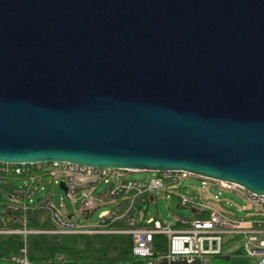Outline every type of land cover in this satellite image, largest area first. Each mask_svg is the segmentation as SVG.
I'll list each match as a JSON object with an SVG mask.
<instances>
[{
  "label": "water",
  "instance_id": "95a60500",
  "mask_svg": "<svg viewBox=\"0 0 264 264\" xmlns=\"http://www.w3.org/2000/svg\"><path fill=\"white\" fill-rule=\"evenodd\" d=\"M0 163L264 195V0H0Z\"/></svg>",
  "mask_w": 264,
  "mask_h": 264
},
{
  "label": "built area",
  "instance_id": "2783aa9c",
  "mask_svg": "<svg viewBox=\"0 0 264 264\" xmlns=\"http://www.w3.org/2000/svg\"><path fill=\"white\" fill-rule=\"evenodd\" d=\"M31 165L40 167L41 164L0 163V172L20 174L29 171ZM44 171L56 179L57 183H60L59 180L64 181L67 186L66 196L72 202L81 198L84 209L75 215L72 212H63L52 203L50 195L45 196L38 205L48 209L55 226V229L50 231L52 233H126L131 236L133 256L146 260L148 264H213L214 259L223 254L227 242H236L247 256L257 259V264H264V195L248 192L238 184L209 179L186 171L154 172L155 175L146 180H136L131 179L129 174L139 171L101 169L71 163H52L46 166ZM187 176L199 177L212 186L239 193L247 203L243 208L245 215L241 217L223 212L207 200V194L183 191L179 183ZM33 181L31 178L29 182ZM102 185L106 186L105 191L98 192ZM37 192V186L19 187L14 191V198L16 201H32ZM157 192L174 194L180 206L195 210L200 217H178L173 225L160 218H146L144 213L136 210L135 204L138 201L146 202ZM114 197H118V201L113 200ZM212 198L219 200L217 195ZM121 202L129 203L125 213L132 210L134 216H138V220H144L145 224L122 231L107 229V220L113 219L110 210L100 213L98 224L89 223L86 216L91 218L101 205L116 206L119 212L118 204ZM177 224L180 227H176ZM22 232L40 233L27 230ZM158 235L166 240L163 248H157L154 243V238ZM23 252L25 253V250ZM20 262L29 264L26 256Z\"/></svg>",
  "mask_w": 264,
  "mask_h": 264
},
{
  "label": "trees",
  "instance_id": "16d2710c",
  "mask_svg": "<svg viewBox=\"0 0 264 264\" xmlns=\"http://www.w3.org/2000/svg\"><path fill=\"white\" fill-rule=\"evenodd\" d=\"M48 165H31L29 171L20 174L0 172V264H23L20 261L25 256L29 264H148L146 260L133 256L129 234L50 232L55 229L50 213L46 207L38 205L48 193L32 201H16L14 191L18 187L13 186L12 182H23L24 188L37 186L39 191L44 179L50 177L44 171ZM31 178L33 182H29ZM3 188L7 190V198L2 194ZM112 199L118 201V197ZM149 201L136 202V210L142 211V206L149 204ZM118 206L119 212L116 206L110 209L113 219L107 220V229L128 230L145 224L144 220L134 216L132 210L125 213L129 203L121 202ZM155 217L159 218L157 215ZM24 230L40 233L24 234ZM165 241L160 235L154 238L157 248H163ZM215 264H229L228 258L220 257Z\"/></svg>",
  "mask_w": 264,
  "mask_h": 264
},
{
  "label": "rangeland",
  "instance_id": "374dc122",
  "mask_svg": "<svg viewBox=\"0 0 264 264\" xmlns=\"http://www.w3.org/2000/svg\"><path fill=\"white\" fill-rule=\"evenodd\" d=\"M153 175H155V173L152 171H140L129 174V177L136 180H146ZM12 185L19 188L23 187L24 183L21 181H13ZM179 187L186 193H199L200 195L207 194V200L227 214L241 217L245 215L243 208L247 203L245 199L235 191L222 190L217 186L210 185L208 181H204L195 176H187L182 179L179 183ZM105 189L106 186L102 185L98 188V192H103ZM1 191L4 198H7V190L3 188ZM45 193H48L52 197V203L63 212H72V214L75 215L76 213H81L83 211L81 198H77L75 202H72L60 188L56 179L52 177L44 179L42 188L33 197L34 200L40 198ZM213 195H217L219 200L215 201L212 198ZM111 208L112 206L110 204L101 205L88 220L89 223L91 225L98 224L100 213L105 210H110ZM142 209V213L143 211L144 213H147L146 218H148V216L155 217L157 215L161 220L170 225L174 224L177 217L191 218L193 216V212L190 208L180 206L179 201L174 194L167 195L165 192H157L155 194V201L150 204H144Z\"/></svg>",
  "mask_w": 264,
  "mask_h": 264
},
{
  "label": "crops",
  "instance_id": "0c3cea01",
  "mask_svg": "<svg viewBox=\"0 0 264 264\" xmlns=\"http://www.w3.org/2000/svg\"><path fill=\"white\" fill-rule=\"evenodd\" d=\"M149 200H150L149 204L152 203L153 201H155V196L150 197ZM191 210L193 212V216L192 217H194V216H199L200 217L199 213H197L193 209H191ZM83 211H84V209H83ZM146 216H147V213H146ZM201 216H203V215H201ZM180 218H184V217H180ZM174 224H175V222H174ZM176 227H180V225L177 224ZM239 246L240 245L238 243H236V242H227L224 245L223 254L221 256H219L218 258L220 259V257H227L229 264H257V259L254 258V257L247 256L239 248ZM218 258L214 259L213 264H215V262H217L219 260ZM174 264H185V263H174Z\"/></svg>",
  "mask_w": 264,
  "mask_h": 264
},
{
  "label": "clouds",
  "instance_id": "9594fccd",
  "mask_svg": "<svg viewBox=\"0 0 264 264\" xmlns=\"http://www.w3.org/2000/svg\"><path fill=\"white\" fill-rule=\"evenodd\" d=\"M140 172V171H139Z\"/></svg>",
  "mask_w": 264,
  "mask_h": 264
}]
</instances>
